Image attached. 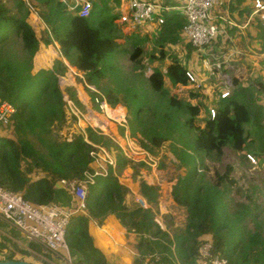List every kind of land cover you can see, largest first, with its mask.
Masks as SVG:
<instances>
[{
  "label": "trees",
  "instance_id": "1",
  "mask_svg": "<svg viewBox=\"0 0 264 264\" xmlns=\"http://www.w3.org/2000/svg\"><path fill=\"white\" fill-rule=\"evenodd\" d=\"M30 2L33 9L45 10L39 17L48 29L41 38L26 21L29 7H25V2L14 0L15 12L0 0V103L4 101L15 108L10 124L4 128L8 131L11 127V131L7 132L10 136L0 137V187L21 194L32 205H47L62 190L56 189L55 183L82 180L85 171L94 170L90 153H99L97 146L107 151L117 148L104 134L90 127L70 134L69 140L67 135L58 134L67 121L65 102L58 85L59 76L62 77L67 69L61 57L69 60L70 66L83 74L84 83L100 82L111 69L109 59L117 49L112 36L115 16L109 18L101 9L99 14L92 10L89 17L79 18L65 12L68 6L62 0ZM230 10L239 11L242 21L250 12V9L238 10L233 6ZM183 23L178 16L167 18L160 32L163 42H174L176 38L170 40L169 36L175 31L178 33ZM246 32V38L254 41L256 37L264 42V29L259 19L252 18ZM49 36L59 45L61 57L54 61L51 70L41 69L32 73V60L38 44L42 41L49 45L52 41ZM222 42L224 46L227 39L219 36L211 44L219 49ZM260 45L259 52L262 53L264 44ZM140 53V49L136 48L130 59L137 58ZM185 71L177 62L167 66L165 74L154 70L147 79L154 101L149 104L147 95L133 93L128 103L123 101L122 104L131 115L127 120L129 126L148 141L149 146L140 145L151 155L158 154L161 145L170 137L175 139L179 129L193 132L194 137L190 136L185 143L177 139L184 148H172L186 170L182 178L184 193L178 200L187 208V227L172 241L155 220L156 213L151 207L143 209L125 204L128 190L119 184L114 170L109 167L105 177H96L94 183L87 186L86 215H74L67 226L66 246L80 255L85 264H105L103 254L93 246L88 235V223L93 222L100 227L110 215L127 233L136 234L138 255L134 264H143L145 256L150 253L159 254L164 264H194L203 236L211 239L212 253L225 258L228 264H264V234L256 227L248 230L245 224L252 215L250 200L232 202L231 206L228 199L230 192L238 189L230 174L232 167L226 166L215 181L207 183H203L196 172L198 157L218 161L225 149L242 153L252 147L247 146L251 139L245 133V126L253 123L259 130L264 129L256 116L259 108L253 106L250 88H233L237 87V81L233 79V90L226 99L220 100L215 117L211 120L206 118L204 127H200L195 120L201 106L178 100L164 87V76L172 87L187 86ZM255 85L264 91V83L259 81ZM69 98L80 106L73 92H70ZM104 98L110 106L119 103L111 91L105 92ZM96 116L91 123L103 127L104 118L99 120ZM119 132L120 135L124 133L123 129ZM105 133H114L111 123ZM263 134L264 131L259 136L261 144L256 151L249 150L257 159H264ZM118 161L120 169L128 163L121 157ZM178 192L175 189L176 195ZM139 193L147 204H156L154 187L142 181ZM4 247L0 244V252ZM128 249L133 251L132 246ZM6 259L15 260L12 254L3 258Z\"/></svg>",
  "mask_w": 264,
  "mask_h": 264
},
{
  "label": "rangeland",
  "instance_id": "2",
  "mask_svg": "<svg viewBox=\"0 0 264 264\" xmlns=\"http://www.w3.org/2000/svg\"><path fill=\"white\" fill-rule=\"evenodd\" d=\"M2 1L11 10L17 11L14 0ZM22 1L25 2L26 8L27 6L29 7L26 21L34 28L38 38L43 37L44 33L45 35L47 34L46 30L48 26L43 23L39 14L45 10L42 8L33 9L32 6H30L32 5L30 0ZM90 1L92 2L93 11L95 13L99 14L102 11L101 9H103L104 14L109 18L115 16L113 20L115 27L112 36L115 37L114 40L117 44V49L114 56L109 59V66L111 69L106 73L105 77L98 83H83V74L70 66L69 60L61 57L60 50H57L58 47L56 48V52H54L52 47H47L49 45L46 46L42 41H40L39 44L43 43L45 47H41V49H38L35 53L32 60V73H36L41 69L45 71L51 70L54 61L61 57L67 69L62 77L59 76L58 85L63 94V100L65 102L64 110L67 121L64 128L58 134L67 135L66 139L69 140L70 134L83 132L87 127L100 131L109 138L117 148L112 147L107 151L104 147L97 146L99 150L97 152H99L101 157L98 164L105 167L106 173L108 168L112 167L121 185H123V180L128 182L132 181L133 184H131V186L139 189L140 183L143 181L144 183H152L151 185L162 184L168 187V189L170 188L174 203L186 209L187 216L184 225V228H186L188 211L185 204L178 200L179 196L184 193L182 178L185 177L186 170L180 164L172 148H184L182 143H185L190 136L193 138V132L186 133L185 129H179L174 135L175 139L170 137L171 139L169 138L161 145L158 154L151 155L140 145V143H143L149 146L148 141L142 134L129 126L127 120L131 115L122 102L125 101L128 103V99L131 98L133 93L139 96L145 94L147 95L149 104L153 102L155 97L147 82L148 77L154 70H159L162 74H165L167 66L173 62H177L180 63L186 71L195 76L196 82L188 84L187 86L172 87L164 76V87L168 90L170 95L175 96L178 100L201 106L200 113L195 120L196 125L204 127L208 108L212 105L219 106L220 91L228 89L230 92L233 88L248 87L250 88L249 91L253 106L259 108L256 116L260 119V127L264 128V91L259 90L255 85V82L259 81L264 83V53L259 52L261 49L260 44H264V42L259 41L256 37L253 38L254 41L246 38L247 32L244 28L241 30L242 32H232V30L229 31L228 28H226L227 33L223 35V37L230 38V41L227 42L225 48L223 46L224 42H222L219 49L210 44L200 51L193 48L181 38L180 31H178V33L175 31L174 35L169 36L170 40L176 38L174 42H163V35L151 27L144 29L147 31L145 33L141 31H130L126 29L125 26L116 24L117 15L112 7H114V4H119L118 0ZM230 3L236 9H239L241 4L239 0H230ZM65 12L71 13V15L73 14L72 11H69L67 8ZM23 13L22 11V14ZM18 16H20V14ZM179 18L183 20L182 17ZM261 24L264 29V24ZM234 34H240V36H233ZM49 38L52 41L54 40L53 37L49 36ZM251 44L253 45L251 46ZM53 45L57 44L53 43L51 46ZM234 46L239 49L238 52L241 53H236ZM246 47H248V49ZM136 48L140 49L141 53L137 58L133 59V61L130 59V56ZM217 51L221 52V54H219L221 59L218 60L220 68L215 69L213 63L214 60L217 59L216 57H218L219 52ZM229 68L235 71L239 70V73L236 74L240 78L237 87H231L233 77L228 70ZM107 91H111L116 95L119 103L114 106L108 104V113L102 115L97 111L95 97L105 99V92ZM70 92L74 93V98L78 101L80 106L76 105L69 98ZM80 93L86 96L88 102L81 99ZM88 109H90L92 113H96V117L99 120H102L101 116L106 117L114 126V133L105 134V132L96 128L88 119ZM72 117H75V119L72 120ZM4 128L5 127L0 126V137L10 136L7 132L11 131V127H9L8 131H5ZM120 129H123V135L119 134ZM263 131L264 129L259 130L253 123L245 126V133L248 134L251 139V142L247 143V146H252L249 150L256 151L261 144L259 136ZM177 139L181 140L182 143ZM249 150H244L242 153H234L229 149H225L223 156L218 161L204 158V156L198 157L196 158V172L199 178H202L203 183L213 182L217 179L218 174L220 175L224 172L226 166H231L233 170L230 174L236 181V188L238 189H234L230 192V198H228L230 199V205L232 206V202H247L250 200L249 202H251L253 210L252 215L246 220V228L248 230H253L256 227L263 235L264 159H257ZM249 156L254 159V162L249 159ZM118 157L128 161L121 169L119 168L120 163H118ZM105 161H107V163ZM109 163H111V166ZM155 187L157 204L160 197L158 186ZM101 188L102 183L100 182L99 189ZM175 189L179 191L177 195L174 193ZM155 205H149V207L152 208ZM155 220L158 221L156 216ZM19 237L20 234L18 232L0 221V244L5 245L4 249L0 252V260L12 254L13 259L26 261L31 264H55V260L60 261L58 257L48 253L40 245L41 248L38 246L33 247L37 252L28 249L29 252L26 249L27 247L23 248L21 246L22 243L17 240ZM129 237L133 239V237H136V234L128 233V241ZM151 239L153 240V238ZM133 243L136 247V238ZM130 246H132V243H129V247ZM68 253L70 264H85L83 260L81 261L80 255L70 250H68ZM133 253L137 254L138 252L136 250V252ZM64 254L65 253H63V255Z\"/></svg>",
  "mask_w": 264,
  "mask_h": 264
},
{
  "label": "built area",
  "instance_id": "3",
  "mask_svg": "<svg viewBox=\"0 0 264 264\" xmlns=\"http://www.w3.org/2000/svg\"><path fill=\"white\" fill-rule=\"evenodd\" d=\"M172 2L173 4L166 5L154 0H119V5L114 8V12L117 15L118 24L130 31L145 27L160 31L168 17H182L184 24L180 30L181 38L200 51L208 47L217 37L225 35L226 28L229 31L232 29L241 31L243 28L245 30L254 17L264 24V0H249L250 12L243 22L232 14L230 0H172ZM62 3L66 4L67 9L79 18H87L92 13L90 0H62ZM213 65L215 69L220 68L218 58ZM185 76L188 84L196 82L192 73L185 71ZM228 96V89H224L220 91L219 100L226 99ZM95 105L100 114L108 113L109 105L105 99L95 97ZM217 108V105L210 106L207 118L213 119ZM14 113L15 108L11 104L1 102L0 126L7 127ZM90 156L95 164L93 171H85L82 180L60 182L71 199L69 204L52 202L47 205H32L25 201L21 194L0 187V221L28 241L39 244L45 251L58 257L60 261L55 260V264H70L66 246L67 226L74 215H86L87 186L92 185L96 177L107 175L105 167L98 164L101 159L100 154L91 152ZM249 159L254 162L252 157ZM109 164L111 166V163ZM134 204L143 209L149 208L141 197L135 198ZM128 247L126 229L123 226L112 227L106 240L107 252L103 255L105 264H121ZM143 264L164 263L159 254L150 253L145 256ZM194 264H228V261L219 255H214L211 239L203 238L197 249Z\"/></svg>",
  "mask_w": 264,
  "mask_h": 264
},
{
  "label": "crops",
  "instance_id": "4",
  "mask_svg": "<svg viewBox=\"0 0 264 264\" xmlns=\"http://www.w3.org/2000/svg\"><path fill=\"white\" fill-rule=\"evenodd\" d=\"M154 1H156L158 3L166 4V5L173 4L172 0H154ZM249 3H250L249 0H242V3L240 4L238 10H240V9L249 10V8H250ZM231 12H232L233 15L237 16V18L239 19L240 22L242 21L239 18V11H237V10H233L232 11L231 10ZM115 23L118 24L117 22H115ZM120 26H122V25H120ZM44 27L46 29L45 25H44ZM144 29H147V28L145 27V28L136 29V31H141V32H145L146 33L147 31L144 30ZM233 31L234 32H240L237 29H232V32ZM157 32L160 33L161 31H157ZM233 36H240V34H234ZM226 39H227V42L230 41V38H226ZM51 43L53 44V43H56V42L55 41H51ZM52 44H49V46H47V47H52L53 51L56 52V48L58 47L57 48V50H58L59 46H58L57 43H56L57 45L51 46ZM226 45H227V43H225L224 48H225ZM41 47L44 48L45 45L43 43L42 44H38V49L39 50L41 49ZM234 49H235L236 53L239 50L235 46H234ZM219 54H221V52H219L218 53V57H216V58H218V60L221 59V57H219L220 56ZM228 70L232 74V77H233L232 80L236 79L237 86H238L239 85L238 84V82H239L238 80L240 78L236 74L239 73V70L235 71V70H231L230 68ZM80 97H81V99L83 101L88 102V100H87V98H86V96L84 94L80 93ZM88 110H89L88 111V119L91 122L92 119L94 118V116L97 115V114L96 113L95 114L92 113V111L90 109H88ZM101 117L104 118L105 125L102 128H100L98 126H96V128H98L101 131L105 132V130L108 127V125L110 124V122H109V120L106 117H103V116H101ZM105 134H107V133H105ZM122 184L128 190V192L125 195V204L127 206H133V205L135 206L134 199L137 198V197H141L142 198V196L139 193V189H136V187L131 186V184H133L132 181L128 182L126 180H123ZM146 184L148 186H152V187L158 186L157 188H158V193H159L160 199L157 201V204L152 207V210L156 213L155 216H156V219L158 220V222L160 224L161 229L164 230L169 235L170 239L173 241L174 236L181 234L183 232V230H184V225H185L186 216H187L186 209H184L182 206H179L176 203H174V200L172 198L173 196L171 194L170 188L168 189V187H166V186H164L162 184H159V185H155V184L151 185L152 183H146ZM53 202L59 203V204H62V205H66V204H69V202H71V199L65 193V191L62 188V190H60L58 193H56L55 199H54ZM115 226H122V225L119 224L118 220L113 215L108 216L106 218V222L104 223V225H102L100 227L96 226L93 222H89L88 223V235H89V237L91 239V242H92L93 246L95 248H97L103 255H104V253L107 252L106 251V240L108 239V236H109V230L112 227H115ZM135 238L136 237H133V239H130V237H129V243H132V249H133L134 252H136V247H135V244L133 243ZM203 238H209V237L208 236H203ZM17 240H19L22 243V244L21 243L20 244H21V246L23 248L27 247L26 248L27 250L29 249L30 251L37 252V251H35V249H33V247L34 246H38L39 248H41L39 246V244L31 242V241H28L21 234H20L19 239H17ZM30 244H32L33 246H29ZM133 251L128 249L126 255L122 259L121 264H133L134 263V260H135V258H136L138 253L137 254L133 253ZM73 253H75V252H73ZM75 254H77V253H75ZM130 261H131V263H130Z\"/></svg>",
  "mask_w": 264,
  "mask_h": 264
},
{
  "label": "water",
  "instance_id": "5",
  "mask_svg": "<svg viewBox=\"0 0 264 264\" xmlns=\"http://www.w3.org/2000/svg\"><path fill=\"white\" fill-rule=\"evenodd\" d=\"M54 187L56 189H61L62 185L61 183H55ZM0 264H31L29 262L26 261H22V260H10V259H6V260H0Z\"/></svg>",
  "mask_w": 264,
  "mask_h": 264
},
{
  "label": "clouds",
  "instance_id": "6",
  "mask_svg": "<svg viewBox=\"0 0 264 264\" xmlns=\"http://www.w3.org/2000/svg\"><path fill=\"white\" fill-rule=\"evenodd\" d=\"M92 3V2H91ZM118 3H119V0H118ZM119 5V4H118ZM118 5H115L114 4V7H112L113 9L115 8V7H118ZM92 8H93V6H92ZM230 9H231V3H230ZM93 10V9H92ZM172 17V16H171ZM179 17V16H178ZM169 18V17H168ZM116 22H117V18H116ZM184 22V21H183ZM118 23V22H117ZM184 24V23H183ZM120 25V24H119ZM162 29V28H161ZM161 31V30H160Z\"/></svg>",
  "mask_w": 264,
  "mask_h": 264
}]
</instances>
